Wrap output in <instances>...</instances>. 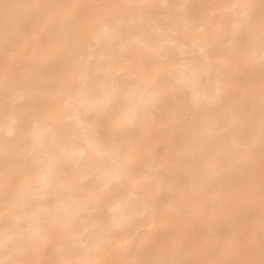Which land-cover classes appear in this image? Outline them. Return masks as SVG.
Masks as SVG:
<instances>
[{"label":"bare ground","instance_id":"obj_1","mask_svg":"<svg viewBox=\"0 0 264 264\" xmlns=\"http://www.w3.org/2000/svg\"><path fill=\"white\" fill-rule=\"evenodd\" d=\"M0 264H264V0H0Z\"/></svg>","mask_w":264,"mask_h":264}]
</instances>
